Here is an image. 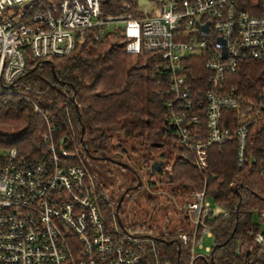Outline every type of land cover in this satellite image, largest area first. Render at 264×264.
<instances>
[{"label": "built area", "instance_id": "2783aa9c", "mask_svg": "<svg viewBox=\"0 0 264 264\" xmlns=\"http://www.w3.org/2000/svg\"><path fill=\"white\" fill-rule=\"evenodd\" d=\"M33 1L0 0V95L22 74L27 59L65 56L84 41L87 30L102 35L112 25H122L126 53L160 54L169 75L167 121L197 170L207 171L211 145L232 137L237 164L245 163L248 122L241 119L233 131L221 125L222 110L238 111L243 99L234 90H223L221 83L241 61L264 62V0L254 14L240 9L239 0H156L151 16L128 13L104 19L100 0H62L29 15ZM218 39L223 40L225 57ZM195 53L203 57L208 72V88L197 100L205 109L203 127L198 126L200 117L188 112L194 102L183 59ZM43 140L50 138L44 135ZM49 152V157L33 160L19 158L14 149L0 154V264H142L131 245L138 230L120 226L116 213L111 222L104 215L110 202L106 187L86 167L72 163L73 156L60 144H49ZM141 188L149 192L148 184ZM180 197L183 223L173 233L189 247L192 264L211 253L203 239L212 238L206 220L215 210L204 189ZM259 218L264 221V213ZM255 242L261 244L263 237L257 235Z\"/></svg>", "mask_w": 264, "mask_h": 264}, {"label": "trees", "instance_id": "16d2710c", "mask_svg": "<svg viewBox=\"0 0 264 264\" xmlns=\"http://www.w3.org/2000/svg\"><path fill=\"white\" fill-rule=\"evenodd\" d=\"M60 1L34 0L28 14L49 9ZM137 1H129L127 9V0H100V17L132 12ZM239 2L240 9L258 13L259 0ZM253 8L256 11L252 12ZM97 35V29L87 30L84 41L65 56L27 59L25 70L0 95V154L14 149L21 159L47 158L49 144L58 148L66 139L69 144L64 148L73 156L72 163L89 170L88 159L110 161L111 155L125 153L124 139L138 141L145 151L142 162L148 168L153 161L162 163L157 174L149 170V178L164 177L169 192L177 198L204 189L215 210V215L206 220L213 239L211 255L192 264H264V232L254 220L255 215L264 213V62L241 61L221 83L223 90H234L243 99L238 111L222 110L221 125L233 131L241 119L248 122L245 163L237 164V144L232 137L225 144L208 148V169L200 172L167 121L171 112L165 102L169 99V75L162 67L160 54L126 53L121 27L95 39ZM183 61L194 102L188 112L198 115V126L203 127L205 109L197 100L198 94L208 88L205 62L200 55ZM44 135L50 138L48 142L43 140ZM86 150L95 159H90ZM148 185L153 187L155 183ZM113 196L104 206L109 222L116 213L117 199ZM145 202L151 210L156 209V197L146 196ZM117 214L119 225L125 227L121 207ZM151 215L152 211L148 217ZM146 221L131 228L150 233ZM176 229L153 233L166 242L136 237L131 245L140 254L142 264L191 263L189 247L174 238ZM259 234L263 237L261 244L255 242Z\"/></svg>", "mask_w": 264, "mask_h": 264}, {"label": "rangeland", "instance_id": "374dc122", "mask_svg": "<svg viewBox=\"0 0 264 264\" xmlns=\"http://www.w3.org/2000/svg\"><path fill=\"white\" fill-rule=\"evenodd\" d=\"M152 1L156 0H138L136 6L133 8L130 15L136 17L151 16L153 13L154 3ZM128 14V13H127ZM126 15V14H123ZM121 16V15H119ZM119 25H112L110 29L116 28ZM119 27L123 28L122 25ZM194 55H198L195 53ZM125 148L131 151L132 148L137 149L136 153H128V157L125 156L123 159L125 164L131 169L123 168L120 165L114 163L118 159V155H111L110 161H95L87 160V165L89 166L90 172L95 175L98 179L105 184L106 190L109 195H118V187L126 186L130 182V178L135 179V172L139 173L142 177L141 183L149 184L154 182L153 187L148 185L149 192L144 191L141 187L140 189L134 190L130 195V199L127 197L121 206L122 216L124 217V225L127 229L132 230L129 223L135 224L139 227L146 221V226L152 229V233L158 234L160 230L165 233L170 232L179 227L183 220L178 213L179 209V198L173 196L169 192V183H166L164 177H152L149 178V169L146 164L142 162V156L145 154L143 148H140L138 141L125 140L123 141ZM174 156L169 160V163L173 161ZM114 161V162H113ZM134 171V172H132ZM168 185V186H167ZM156 197V210L151 220H148V215L151 213V207L145 202V197ZM168 200L171 202L168 203ZM211 202V201H210ZM254 220L261 226V231L264 232V221L259 219V216L255 215ZM163 224L166 225V229H163ZM142 230L136 232V236H142ZM213 239L204 238L203 247H212ZM198 253L205 254L204 251H197Z\"/></svg>", "mask_w": 264, "mask_h": 264}, {"label": "flooded vegetation", "instance_id": "af4514ba", "mask_svg": "<svg viewBox=\"0 0 264 264\" xmlns=\"http://www.w3.org/2000/svg\"><path fill=\"white\" fill-rule=\"evenodd\" d=\"M124 151H125V153L124 154H118V159H116V161L114 162V163H123V164H125L126 162L124 161V157L125 156H127L128 157V153L129 152H131V151H128L127 149H123ZM131 153H133V152H131ZM110 159V158H109ZM101 161H103V160H101ZM108 162V161H107ZM154 162V161H153ZM152 162V163H153ZM151 163V164H152ZM122 167V166H121ZM124 168V167H123ZM149 170H150V167L148 168ZM92 174V173H91ZM135 174V179L134 178H130V180H129V184L128 185H126V186H119L118 187V195H114L113 197H114V199H117V203H118V201H119V199L121 198V196L123 195V199H122V202H121V204L119 205V207H121L122 205H123V202L126 200V198L128 197V198H130L131 197V193L134 191V190H136V189H140V187L142 186V183H141V179H142V177H141V175L139 174V173H137V172H135L134 173ZM93 175V174H92ZM98 181H99V183L101 184V185H104L105 186V184H103V182H101V180L100 179H98L95 175H93ZM137 178H139V182H140V185L137 187V188H133V187H135L137 184H138V179ZM125 190H127V191H125ZM125 191V192H124ZM111 199V198H110ZM118 207V208H119ZM155 210L156 209H153L152 210V215L150 216V220L152 219V217H153V215H154V212H155Z\"/></svg>", "mask_w": 264, "mask_h": 264}, {"label": "water", "instance_id": "95a60500", "mask_svg": "<svg viewBox=\"0 0 264 264\" xmlns=\"http://www.w3.org/2000/svg\"><path fill=\"white\" fill-rule=\"evenodd\" d=\"M217 45L218 46H220L223 50H224V43H223V40H221V39H218L217 40ZM223 56L225 57L226 56V54H225V50L223 51ZM77 108V107H76ZM82 132H83V129L81 130ZM68 141L66 140V139H63V140H61V143H60V147L63 149L65 146H68ZM86 153L88 154V157L90 158V159H95L92 155H90L89 153H88V151L86 150ZM109 160V159H108ZM116 164H118V165H120V166H122V167H124V168H127V169H129V170H131L126 164H123V163H116ZM161 166H162V163H157V162H153L151 165H150V171L152 172V173H154V174H157L160 170H161ZM132 172H134V171H132ZM138 179V184L135 186V187H133V188H137L139 185H140V180H139V178H137ZM125 191H127V190H125ZM124 191V192H125ZM122 199H123V195L121 196V198L119 199V201H118V203H117V206H116V217L118 218V214H117V211H118V207H119V205L121 204V202H122ZM139 238H149V239H151V240H153L154 242H159V243H161V242H166V241H164V240H162V239H160V238H158V237H154V236H150V235H142V236H140ZM168 244H171V242H168ZM211 255V254H210ZM200 258H203V257H200ZM213 260V258H212V256L210 257V261H212Z\"/></svg>", "mask_w": 264, "mask_h": 264}]
</instances>
